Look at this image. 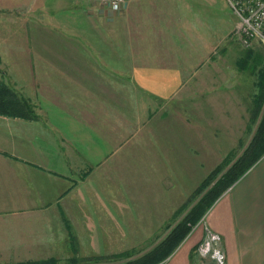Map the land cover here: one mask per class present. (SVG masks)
Wrapping results in <instances>:
<instances>
[{
    "label": "crops",
    "instance_id": "crops-1",
    "mask_svg": "<svg viewBox=\"0 0 264 264\" xmlns=\"http://www.w3.org/2000/svg\"><path fill=\"white\" fill-rule=\"evenodd\" d=\"M159 1L128 0L113 11L87 0H0V80L36 114L0 115V264H103L150 240L173 215L176 201L154 228L142 211L132 217L109 179L146 166V133L133 135L145 130L154 98L185 81L187 57L175 59ZM131 151L142 155L131 159ZM204 221L224 264H264V156ZM199 238L186 236L158 264H191Z\"/></svg>",
    "mask_w": 264,
    "mask_h": 264
},
{
    "label": "rangeland",
    "instance_id": "rangeland-1",
    "mask_svg": "<svg viewBox=\"0 0 264 264\" xmlns=\"http://www.w3.org/2000/svg\"><path fill=\"white\" fill-rule=\"evenodd\" d=\"M159 2L167 9L164 14L171 21L168 37L177 45L170 46L178 55L175 59L182 61L187 57L186 64L182 63L185 81L169 98H154L145 130L133 135L139 138L146 133L143 143L146 166L130 165L131 170L141 172L109 179L115 191L125 196L123 202H128L132 217L142 211L149 226L154 223L153 228L164 218L169 208L166 206L171 204L173 210L176 201L177 207L168 220L164 218L161 229L150 240L107 257L103 264H124L143 255H139L141 247L154 242L156 246L215 182L217 178L194 194L208 174L218 165H222L221 173L224 172L249 147L264 116V104L258 115L253 114L258 101L259 75L264 69V43L259 40L251 47L240 43L235 33L237 17L226 1ZM130 154L134 157L131 159H138L142 151L135 156L133 151ZM154 154H158L155 161ZM211 206L186 235L200 233L190 250L191 253L194 249L192 264H220L213 258L212 243L207 254L199 250L208 239L204 216ZM215 247L220 249L213 244ZM148 248L145 253L153 247Z\"/></svg>",
    "mask_w": 264,
    "mask_h": 264
},
{
    "label": "trees",
    "instance_id": "trees-1",
    "mask_svg": "<svg viewBox=\"0 0 264 264\" xmlns=\"http://www.w3.org/2000/svg\"><path fill=\"white\" fill-rule=\"evenodd\" d=\"M252 52V50H249ZM259 93L254 115H258L264 104V69L259 75ZM0 115L8 117H19L24 119L35 118V110L32 102L21 95H18L4 80H0ZM264 155V116L262 122L250 143L242 154L234 160L227 170L221 173L222 165H218L208 176L198 185L196 191L204 190L214 179L215 182L201 196L198 202L187 212L185 217L180 220L171 231L151 250L143 255L130 259L124 264H158L163 262L181 243L190 232L192 227L202 218L207 209L213 202L231 186L245 171L254 166ZM224 164V163H221ZM194 249L190 253L192 264ZM117 256V255H116ZM100 259L96 257L95 260ZM53 260L39 262H23L18 264H53Z\"/></svg>",
    "mask_w": 264,
    "mask_h": 264
},
{
    "label": "built area",
    "instance_id": "built-area-1",
    "mask_svg": "<svg viewBox=\"0 0 264 264\" xmlns=\"http://www.w3.org/2000/svg\"><path fill=\"white\" fill-rule=\"evenodd\" d=\"M90 3L102 5L104 8L120 11L128 0H87ZM234 15L237 17L235 33L244 47H251L254 42L264 43V0H225ZM208 239L200 245V251L208 253L209 244L212 243L214 259L224 264L225 255L213 244L219 243V236L215 233H207ZM207 252V253H206Z\"/></svg>",
    "mask_w": 264,
    "mask_h": 264
}]
</instances>
